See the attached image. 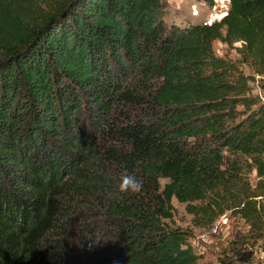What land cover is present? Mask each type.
I'll return each mask as SVG.
<instances>
[{
  "label": "trees",
  "instance_id": "16d2710c",
  "mask_svg": "<svg viewBox=\"0 0 264 264\" xmlns=\"http://www.w3.org/2000/svg\"><path fill=\"white\" fill-rule=\"evenodd\" d=\"M227 4L179 25L164 0H0V264H199L171 199L195 225L253 208L264 102L240 63L264 75V0ZM246 263L264 240L217 264Z\"/></svg>",
  "mask_w": 264,
  "mask_h": 264
},
{
  "label": "rangeland",
  "instance_id": "374dc122",
  "mask_svg": "<svg viewBox=\"0 0 264 264\" xmlns=\"http://www.w3.org/2000/svg\"><path fill=\"white\" fill-rule=\"evenodd\" d=\"M164 4L165 20L179 25L218 20L228 6L227 0H213L211 5L204 0H164ZM238 46L239 42L232 45H226L217 40L212 42V48L216 54L234 59L238 58L235 51ZM240 68L250 77L251 93L259 95L264 101V75L255 74L245 63H240ZM159 181L162 184L165 179ZM249 182L253 186L255 177L252 174L249 176ZM250 201H253L251 204L253 208L243 209L241 212L236 206L227 208L211 223H205L201 219L200 223L195 225L191 221V214L185 210L184 203H179L172 198V217L170 220L165 219L164 222L169 227L190 232L187 240L192 251L198 256L197 263L217 264L220 259L230 258L236 249H252L264 240V191ZM213 225L216 227L215 233L205 239L197 238L198 232H206Z\"/></svg>",
  "mask_w": 264,
  "mask_h": 264
},
{
  "label": "clouds",
  "instance_id": "9594fccd",
  "mask_svg": "<svg viewBox=\"0 0 264 264\" xmlns=\"http://www.w3.org/2000/svg\"><path fill=\"white\" fill-rule=\"evenodd\" d=\"M142 187V182L136 177L127 174V172L121 174V182L119 184V191L121 193H137Z\"/></svg>",
  "mask_w": 264,
  "mask_h": 264
},
{
  "label": "built area",
  "instance_id": "2783aa9c",
  "mask_svg": "<svg viewBox=\"0 0 264 264\" xmlns=\"http://www.w3.org/2000/svg\"><path fill=\"white\" fill-rule=\"evenodd\" d=\"M260 97V96H259ZM260 99L263 101L262 97H260ZM264 102V101H263ZM216 231V227L213 225L212 227H210L208 229V231L204 232V231H200L197 233V238H202L205 239L207 238L209 235L215 233Z\"/></svg>",
  "mask_w": 264,
  "mask_h": 264
}]
</instances>
